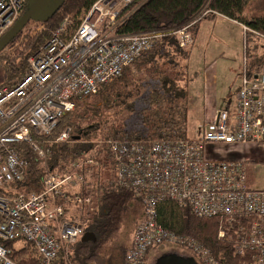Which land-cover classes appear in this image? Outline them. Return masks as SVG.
I'll list each match as a JSON object with an SVG mask.
<instances>
[{
  "label": "built area",
  "instance_id": "1",
  "mask_svg": "<svg viewBox=\"0 0 264 264\" xmlns=\"http://www.w3.org/2000/svg\"><path fill=\"white\" fill-rule=\"evenodd\" d=\"M134 2L98 0L77 25L65 20L29 57L21 81L11 89L0 88V264H20L3 246L8 242L15 243V251L21 249L16 243H29L40 264H71V248L82 235L83 222L69 216L76 209L79 215L95 212L93 191L82 169L93 161L73 164L62 174H46L40 193L2 192L24 178L26 163L19 145L31 146L42 158L44 153L32 136L52 134L60 117L75 109L71 98L96 94L161 35L114 34L126 17L121 11ZM23 4L24 0H0V37L17 21ZM205 14L170 31L180 48L193 44L189 28ZM239 77L232 106L217 112L211 123L197 125L193 138L98 142L114 163L115 185L141 201L143 218L133 232L124 264H145L150 248L168 243L187 244L200 264H218L194 241L177 238L157 225V205L162 201L217 220L218 238L234 235L235 254L245 257V264H264V190L249 186L244 162L213 159L205 152L209 144L264 143V64L254 77L247 76L243 65ZM69 138L65 131L54 143L65 144Z\"/></svg>",
  "mask_w": 264,
  "mask_h": 264
},
{
  "label": "trees",
  "instance_id": "2",
  "mask_svg": "<svg viewBox=\"0 0 264 264\" xmlns=\"http://www.w3.org/2000/svg\"><path fill=\"white\" fill-rule=\"evenodd\" d=\"M96 1L63 0L45 20L28 22L0 52V88H12L21 81L27 72L29 57L48 43L51 32L65 20L77 25L83 12L89 11ZM28 3L29 0H24L17 20L26 13ZM122 12L128 16L116 27L115 35H158L160 32L164 35L160 33L151 49L126 67L119 78L101 85L96 94L75 100V109L60 117L52 134L32 136L44 153L42 158H38L29 145H19L17 149L27 164L24 178L12 183L8 192H2L7 195L40 193L46 174H62L73 164L86 159L93 161L82 169L85 182L93 191L95 212L79 215L76 209L69 219H82V235L91 233L94 241L81 243V235L71 248V264H124L129 247H112L108 242L135 210H139L142 217L134 228L143 218L140 199L115 185L114 163L107 148L98 142L188 137L189 94L180 82L181 69L190 57L193 44L182 49L177 37L167 31L185 26L206 13L190 29L194 43L201 22L225 18L245 28L243 65L247 76H256L264 64V0H135ZM65 131H69V141L54 143ZM156 212L157 225L177 238L194 241L208 250L218 264H245L246 258L235 254L234 235L228 239L218 238L217 220L197 217L173 201L160 202ZM14 244H3L13 252V259L20 264H40V258L29 243H22L18 251L14 250ZM177 245L195 256L187 244ZM155 248H150L147 256Z\"/></svg>",
  "mask_w": 264,
  "mask_h": 264
},
{
  "label": "rangeland",
  "instance_id": "3",
  "mask_svg": "<svg viewBox=\"0 0 264 264\" xmlns=\"http://www.w3.org/2000/svg\"><path fill=\"white\" fill-rule=\"evenodd\" d=\"M22 10V8H21ZM20 10V11H21ZM218 24H221L220 27ZM244 33V28H243ZM242 29L239 26L226 25L218 22L214 28L212 22L204 21L201 30L197 35L195 43L190 50V57L181 69V86H185L189 94V118L187 120V135L189 138L195 137L194 128L199 124H209L210 121L204 119L202 114L200 89L202 88V78H193L195 73L199 76L206 69L216 70L218 74V86L221 89L219 101L221 109L232 106L231 97L222 90L228 84L230 78L239 77L242 70L243 38ZM215 47V57L213 63L210 56L205 55L206 46ZM131 116V120H133ZM208 157L218 160H231L244 162L247 168L248 182L254 190H264V143L250 145H215L209 144L205 147ZM140 211L135 210L127 221L122 225L118 234L109 240V245L129 247L136 221L141 218ZM21 246V244H17ZM188 252L185 248L177 244H163L151 250L146 257L145 264H155L161 255L174 254L186 256Z\"/></svg>",
  "mask_w": 264,
  "mask_h": 264
},
{
  "label": "crops",
  "instance_id": "4",
  "mask_svg": "<svg viewBox=\"0 0 264 264\" xmlns=\"http://www.w3.org/2000/svg\"><path fill=\"white\" fill-rule=\"evenodd\" d=\"M204 22V21H203ZM200 23L199 25V29H198V32L196 34V38H197V35L198 33L200 32L201 30V26H202V23ZM208 22H212V24H214V28L216 27L217 23L220 22V23H223L226 25V22L231 24L232 26H239L241 29H242V33H243V27L239 24H237L236 22H233V21H230V20H227L225 18H222V17H216L213 21H208ZM221 24H218V26L220 27ZM195 38V40H196ZM242 38H243V35H242ZM195 40H194V43H195ZM193 43V45H194ZM193 45L191 46V48L193 47ZM243 45H244V38H243ZM207 50L206 52H204L205 55H209L211 62L213 63V61L215 60L214 57H215V47H210L209 45L206 46ZM243 64H244V47H243V55H242V69H243ZM211 67V66H210ZM209 67V70L206 69L204 71L203 74H201L199 76L198 73H195L193 75V78H202L201 80V83H202V88L199 90L200 91V96H201V103H200V106L202 107V114H203V120L206 119L208 121H213L215 115L217 114V112L220 111V101L218 99L219 97V93L221 92V89L219 88L218 86V74H217V71L214 69V70H211ZM242 71V70H241ZM241 74V73H240ZM239 78L240 77H234V78H230L229 81H228V84L226 85V87L222 90V93H226L227 95H229L232 99H231V103L233 104V101H234V97H235V94H236V91L238 90V87L240 85V81H239ZM189 106V105H188ZM190 108V106H189ZM221 110H224V109H221ZM188 118H189V112H188ZM227 161H231V160H227ZM249 183V186H250V182Z\"/></svg>",
  "mask_w": 264,
  "mask_h": 264
},
{
  "label": "water",
  "instance_id": "5",
  "mask_svg": "<svg viewBox=\"0 0 264 264\" xmlns=\"http://www.w3.org/2000/svg\"><path fill=\"white\" fill-rule=\"evenodd\" d=\"M63 0H29L26 13L17 20L13 26L0 38V52L17 36L24 26L31 20L43 21L49 17ZM93 240L94 236L91 233H84L81 237V243ZM182 256L167 254L164 255L156 264H185ZM187 264H195L188 259Z\"/></svg>",
  "mask_w": 264,
  "mask_h": 264
},
{
  "label": "bare ground",
  "instance_id": "6",
  "mask_svg": "<svg viewBox=\"0 0 264 264\" xmlns=\"http://www.w3.org/2000/svg\"><path fill=\"white\" fill-rule=\"evenodd\" d=\"M97 1H98V0H97ZM97 1H96V2H97ZM96 2H95V3H96ZM95 3H94V4H95ZM121 12H122V11H121ZM130 13H131V12H129V14H130ZM124 14H125V12H124ZM125 16H128V14H126ZM192 22H193V21H192ZM190 23H191V22H190ZM193 26H194V24L191 25V27H190L189 29H191ZM9 29H10V28H9ZM9 29H8V30H9ZM8 30H7V31H8ZM167 32L170 33V30L167 31ZM5 33H6V32H5ZM5 33H4V34H5ZM160 33H164V32H160ZM4 34H3V35H4ZM3 35H2V36H3ZM2 36H1V37H2ZM1 37H0V38H1ZM178 45H179V44H178ZM179 47H180V46H179ZM141 55H142V54H141ZM141 55H140V56H141ZM140 56H139V57H140ZM139 57H138V58H139ZM138 58H137V59H138ZM137 59H135L133 62H135ZM133 62H132V63H133ZM132 63H131V64H132ZM131 64H130V65H131ZM128 66H129V65H128ZM128 66H127V67H128ZM125 68H126V67H125ZM125 68H124V69H125ZM124 69H123V70H124ZM123 70H122L121 74L123 73ZM121 74H120V76H121ZM120 76H118L117 78H119ZM117 78H115V79H117ZM115 79H114V80H115ZM112 81H113V80H112ZM17 83H18V82H17ZM17 83H16V84H17ZM15 86H16V85H15ZM12 88H13V87H12ZM10 89H11V88H10ZM84 98H85V97H84ZM71 99H74V103H75V100H79L78 98H71ZM80 99H82V98H80ZM58 121H59V120H58ZM57 124H58V123H57ZM56 127H57V126H56ZM32 141H33V139H32ZM33 143L35 144L34 141H33ZM35 145H36V144H35ZM36 146H37V145H36ZM30 147H31V146H30ZM38 148H39V147H38ZM31 149H32V147H31ZM32 150H33V149H32ZM33 151H34V150H33ZM34 152L37 154V151H34ZM37 157H38V158H41V157L38 156V154H37ZM25 163H26V162H25ZM26 165H27V164H26Z\"/></svg>",
  "mask_w": 264,
  "mask_h": 264
},
{
  "label": "flooded vegetation",
  "instance_id": "7",
  "mask_svg": "<svg viewBox=\"0 0 264 264\" xmlns=\"http://www.w3.org/2000/svg\"><path fill=\"white\" fill-rule=\"evenodd\" d=\"M164 255H161L156 261H155V264L163 257ZM183 260H184V262H185V264H187V260L188 259H190V260H192L195 264H200L199 263V261H198V259L194 256V255H192V254H188V255H186V256H183V258H182Z\"/></svg>",
  "mask_w": 264,
  "mask_h": 264
}]
</instances>
